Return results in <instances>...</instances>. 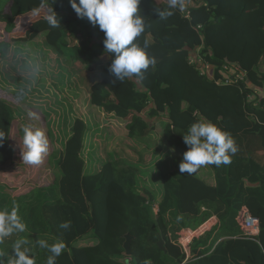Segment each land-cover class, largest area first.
<instances>
[{
    "label": "trees",
    "instance_id": "16d2710c",
    "mask_svg": "<svg viewBox=\"0 0 264 264\" xmlns=\"http://www.w3.org/2000/svg\"><path fill=\"white\" fill-rule=\"evenodd\" d=\"M183 1L192 4L189 19L178 7L169 9L168 0H140L139 4L144 33L165 55L155 58L151 67L155 75L151 91L166 100V122L156 129L165 146L154 153L164 149L168 157L181 161L187 151L182 136L192 123L206 118L235 139L239 150L232 162L207 165L206 177L179 170L164 172L161 164L155 172L161 190L158 196L150 194L149 200V190L137 185L144 162L115 157L102 162L94 173H84L82 155L89 128L77 118L59 153L53 183L16 197H0V210L10 212L18 206L27 225L25 232L0 243L5 262L14 242L27 239L36 264H46L50 254L37 245L38 240L65 242L56 264H124L126 259L130 264H264V96L249 99L254 90H264V0ZM50 7L60 26H49L43 40L59 66L70 61L93 79L89 103L123 121L128 139L150 136L155 128L145 119L159 116L150 108L151 92L132 78L115 80L108 71L112 56L104 50V33L86 18H78L68 0H0V65L14 45L9 38L16 33L17 19L33 14L46 17ZM165 10L173 15L160 19L158 13ZM135 42L143 47L138 38ZM195 49L201 63L212 68L211 79L198 69L184 76L172 59ZM229 69L243 72V79L225 84ZM7 78L0 72L2 83ZM13 114L0 101V120L7 116L12 121ZM124 206L130 214L122 212ZM242 208L258 220L254 240L240 232L237 216ZM210 218L217 220L216 225L191 243L185 262L176 242L179 233L196 229ZM63 221H71V228L61 229ZM126 234L133 238L129 258L122 249ZM159 239L165 253L157 246Z\"/></svg>",
    "mask_w": 264,
    "mask_h": 264
},
{
    "label": "rangeland",
    "instance_id": "374dc122",
    "mask_svg": "<svg viewBox=\"0 0 264 264\" xmlns=\"http://www.w3.org/2000/svg\"><path fill=\"white\" fill-rule=\"evenodd\" d=\"M49 26L43 14L17 19L16 33L9 38L14 45L0 65V72L8 77L5 83L0 81V101L14 112L12 121H8L7 116L0 120V131L5 133V141L0 145V197H16L53 183L58 177L59 153L77 118L86 122L89 128L84 139L86 150L82 155L84 173H94L102 162L115 157L133 163L144 162L145 168L139 175L137 185L149 190L147 193L158 196L161 183L155 172L159 165L162 164L164 172L179 170L181 161L172 155L168 157L164 149L154 153L159 146H165L160 141V131L156 129L157 124L166 122V100L151 91L155 77L151 67L142 81L132 79L141 89L151 92L150 108L155 109L159 116L145 120L155 130L147 138L128 139L123 121L107 116L89 103L88 89L93 79L71 66L70 61L59 66L56 54L45 46L43 38ZM138 40L143 46L147 44L146 50L150 56L165 58L151 37L142 33ZM198 50H186L172 58L186 77L191 70L202 71ZM31 73H35V76L32 77ZM202 73L209 79L213 77L210 67ZM263 96V89L254 90L249 99L252 101ZM25 126L42 128L49 140V153L38 166L27 165L22 161V129ZM193 174L206 177L210 171L204 166ZM122 212L130 214L129 208L125 206ZM90 240L92 238L83 242L88 243Z\"/></svg>",
    "mask_w": 264,
    "mask_h": 264
},
{
    "label": "clouds",
    "instance_id": "9594fccd",
    "mask_svg": "<svg viewBox=\"0 0 264 264\" xmlns=\"http://www.w3.org/2000/svg\"><path fill=\"white\" fill-rule=\"evenodd\" d=\"M68 2L78 18H86L93 26L98 25L104 33V50L112 56L108 71L115 80L122 82L135 78L142 81L148 69L155 66L156 59L147 53L146 43L142 47L135 42L146 28L144 17L140 14V0H78V2L68 0ZM183 6V0H168L169 9ZM171 15H173L171 10L158 13L160 19H166ZM46 21L52 28L60 26L52 7L48 9ZM30 75L34 77L35 73ZM22 131V161L27 165L38 166L49 153L48 137L42 128L33 129L31 126H25ZM182 138L187 146V151L182 154V160L178 165L182 174H193L207 165H228L232 162L231 157L239 150L229 132L206 118L192 123ZM4 141L5 133L0 131V145ZM18 213V206H14L10 212L0 210V243L14 234L26 231L27 225ZM59 227L68 230L71 228V221L61 222ZM36 243L50 253L46 264H56L57 258L66 248L63 240H56L52 244L46 240H38ZM28 244L27 239H17L6 262L3 259L5 254L0 252V264H36Z\"/></svg>",
    "mask_w": 264,
    "mask_h": 264
},
{
    "label": "built area",
    "instance_id": "2783aa9c",
    "mask_svg": "<svg viewBox=\"0 0 264 264\" xmlns=\"http://www.w3.org/2000/svg\"><path fill=\"white\" fill-rule=\"evenodd\" d=\"M183 5H184L183 8L178 7V10L184 18L189 19L190 17L189 12H190V8L192 7V4L190 2L183 1ZM208 68L209 66L203 65L202 71L207 70ZM202 71H199V72L203 74ZM226 74L227 76H224L225 84H230L231 81H234L236 79L242 80L244 77L243 72H239L233 69L226 70ZM215 223H216L215 218H210L209 220L204 222L202 225H200L197 229H185L179 233L176 242H177V245H179V247L181 248V250L184 252L186 256L185 262L187 261L190 255L191 243L195 239H199L200 237L208 233L212 229V227L215 225ZM237 224L239 226L240 232L242 233L243 237L254 240L255 237L258 236V233H259L258 220L253 218L249 214L246 208H242L241 211L239 212L237 216ZM126 262L130 264L128 259L124 260V264Z\"/></svg>",
    "mask_w": 264,
    "mask_h": 264
},
{
    "label": "water",
    "instance_id": "95a60500",
    "mask_svg": "<svg viewBox=\"0 0 264 264\" xmlns=\"http://www.w3.org/2000/svg\"><path fill=\"white\" fill-rule=\"evenodd\" d=\"M147 196H148V199L150 200L151 199V195L150 193H147ZM123 239H124V243L122 245V249L124 251V256L126 258H129L130 257V249H129V246H130V242L131 240L133 239L130 235L126 234L123 236ZM157 246L158 248L163 251L165 253V248H164V244L163 242L159 239V241L157 242ZM125 264H128V262H126Z\"/></svg>",
    "mask_w": 264,
    "mask_h": 264
},
{
    "label": "crops",
    "instance_id": "0c3cea01",
    "mask_svg": "<svg viewBox=\"0 0 264 264\" xmlns=\"http://www.w3.org/2000/svg\"><path fill=\"white\" fill-rule=\"evenodd\" d=\"M215 221H216V223H217V220H216V219H215ZM216 223H215V225H216ZM201 225H202V224H201ZM215 225H214V226H215ZM214 226H213V227H214ZM198 227H199V226H198ZM198 227H197V228H198ZM213 227H212V229H213ZM197 228H196V229H197ZM212 229H211V230H212ZM211 230H210V231H211ZM210 231H209V232H210ZM206 234H207V233H206ZM206 234H205V235H206ZM205 235H203V236L200 237L199 239L203 238Z\"/></svg>",
    "mask_w": 264,
    "mask_h": 264
}]
</instances>
